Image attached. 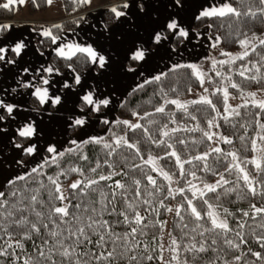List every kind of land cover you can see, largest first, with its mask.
<instances>
[{
    "label": "snow or ice",
    "instance_id": "6c2138e0",
    "mask_svg": "<svg viewBox=\"0 0 264 264\" xmlns=\"http://www.w3.org/2000/svg\"><path fill=\"white\" fill-rule=\"evenodd\" d=\"M26 2L0 0V9L11 11L15 5ZM52 2L47 0L48 4ZM79 2L91 5L93 0ZM189 6L190 0H120L104 6L97 10V15L108 13V22L98 21L99 28L95 24L90 26L96 29L97 35L91 43L67 41V36L59 31L60 24L42 27L39 32L29 28L25 35L24 31L17 33L13 24L0 23V62L21 69L19 73L7 69V73L15 76L17 84L10 91L18 93L21 99L13 97L9 102L5 96H0V264H150L152 261L158 264H240L249 254L256 261L264 262V96L258 98V92L264 89L246 91L245 84L264 83V33L257 35L253 31L249 35L241 31L242 25L264 24V0H222L220 3L203 0L186 19L181 12ZM145 18L150 23V27L144 29L146 37L141 35V22ZM193 19L210 21L209 29L227 28L228 37H232V43H238L242 51L233 54L221 50L220 56L225 59L207 58L212 66L210 71L220 78V85L210 95L201 94L197 99L182 101L178 96L169 97V92L175 93L176 88L168 87L166 91L170 73L190 70L189 75L195 77L204 93H209L205 82L213 83V76L198 63L172 62L174 56L183 58L181 47L186 51L187 44L202 35L192 28ZM120 28L125 31L117 32ZM54 30L57 31L54 33ZM32 35L47 38L56 45L51 49L55 56L71 62L66 65L70 70L67 77L54 66L30 69L8 58L9 53H14L23 60L22 54L27 55L30 50ZM129 35L135 38L123 60H117L98 39L104 36L106 40L124 43ZM206 39L212 49L222 43L220 35H207ZM44 43V40L39 41L40 46ZM36 50L39 51V46ZM253 54L258 59H248ZM156 56L160 60L167 58V71L150 72L146 76L145 66ZM237 61L247 62L233 69ZM218 66L221 69L228 66V71L217 70ZM114 67L136 81L129 95L148 85L157 86L153 95L158 96L159 101L151 111L132 109L123 100L120 102L119 106L128 110L134 121L108 119L115 89L106 90L100 85L104 74ZM77 68H86L87 72L77 71ZM234 75L241 81L237 82ZM18 89L27 91L18 92ZM229 89L237 91L243 100L241 104L229 103L230 99H236ZM7 92L8 89L0 87V93ZM218 95L222 97L223 112L212 99ZM29 96L35 97L40 106L60 105L61 108L71 100L72 115L67 118L66 130L86 137L70 139V146L62 149L57 147L58 142L48 141L44 149L47 155L31 167L23 157L35 160L40 155V149L32 141L44 138V128L42 119L38 122L28 115L24 105ZM169 105L175 106V110L169 109ZM196 105L206 107L190 111V106ZM241 109L246 111L242 114ZM209 110L213 114L206 118ZM177 112L195 124L189 126L183 120L178 121ZM93 114H96L95 120ZM158 114L165 122L153 119ZM201 119L205 120L206 127L201 125ZM221 120L234 130L232 136L240 141L238 148L232 136L220 131ZM96 123L109 125V130L113 124L121 125L123 134L113 132L107 139L87 135ZM4 125L16 127L10 132ZM236 129H243V134L238 135ZM178 133L201 135L197 139L178 136ZM91 144L101 146L105 156L103 164L109 169L95 178H89L86 171L96 174L101 168L99 159L95 166L87 169L71 165L66 159L75 157L88 162L89 154L84 149ZM220 144L232 147L225 150ZM201 145H205L206 150L188 154L186 158L182 155L190 152V146L195 149ZM9 146L13 151L5 155ZM152 146L163 148V154L154 155L150 150ZM248 152L253 153L251 158L242 155ZM137 158L140 163L134 162ZM117 159L121 161L119 171L116 170ZM165 161L173 163V168L162 163ZM64 164L69 166L63 167ZM13 165L24 171L9 176ZM248 165L253 168L249 170ZM53 166L58 171L49 175L47 170ZM71 173L81 178L65 188L61 177ZM202 174L218 178L209 183ZM229 176L233 178H226ZM158 178H162V182H158ZM181 181L183 186H180ZM186 192L191 193L190 198ZM177 196L182 197V201L175 207L165 204L166 200H176ZM232 196L236 200L259 197L262 203L261 206L250 203L248 210L238 208L233 212L225 206V201L233 203ZM157 200L159 208L154 204ZM160 208L179 217L176 226L179 231H169L167 243L163 237L167 221L149 219L153 214L158 217ZM149 228H158L161 233L153 234L150 242L145 240ZM250 240H254L261 251L248 248L247 252L235 254ZM229 253H232L230 258Z\"/></svg>",
    "mask_w": 264,
    "mask_h": 264
},
{
    "label": "trees",
    "instance_id": "16d2710c",
    "mask_svg": "<svg viewBox=\"0 0 264 264\" xmlns=\"http://www.w3.org/2000/svg\"><path fill=\"white\" fill-rule=\"evenodd\" d=\"M45 2H46V0H28L25 4V9H26L27 14L32 15L35 12L41 11L44 7ZM60 2H61L62 9H63V17L61 19H59L58 21L50 24L49 26H51L53 24H60V25H62V29L59 31L61 33H63L65 31H69V30L74 29L75 26L80 21H82L81 17H84V19L87 18V15L85 14L86 7L84 6V4L80 3L79 0H60ZM116 3H119V1ZM12 10L8 11V10L0 9V19L11 20ZM108 17H109V14L105 13L103 16H101V20H103L104 22H108ZM209 22L210 21H208V20H204L203 22H201V21H196L193 19L192 20V28L198 29V28L204 27L206 29V32L209 35H220L221 40H222L221 45L218 47V49H220V50L230 51V50H234L238 47L239 44L238 43H232V37H228L227 34H228L229 30L227 28L209 29L208 28ZM217 23H219V21ZM32 25L34 26V24H32ZM263 30H264V24H261V23H256L255 26H252L251 24H249L247 27H245L243 25L241 26V31L242 32L247 31L249 33V35H251V32H253V31L256 32V34H259ZM56 31L57 30H54V33ZM40 40L45 41L44 45H42V46L39 45ZM32 41H33L35 49L37 48V46H39V51H45L46 61L48 62V64L50 66L57 67L62 72V71H64V69L67 68L66 65L71 63L70 61H66V60H63V59L56 57L54 52L49 50L51 42L47 38H44L42 36H39V37L32 36ZM12 54L13 53H9L8 56L11 57ZM216 56H220V53H217ZM73 59H75V58H73ZM248 59L256 60V59H258V57L253 54V55H250V57ZM246 62L247 61H237L236 64L232 66V68L235 69L240 64L246 63ZM73 66H75V65H73ZM85 70H87V69L86 68L85 69L77 68V71H85ZM217 70H222V71L227 72L228 66H224L223 69H221L218 66ZM163 71H167V68L164 69ZM189 71L190 70H188V69H180L177 72L170 73L169 77L167 78L168 79V85L166 87V91L168 90V87L176 88V90H177L175 93L169 92L170 98H176L177 96L180 97L182 95H186L187 93L199 88V86H200L199 82L195 79V77H191L189 75ZM262 71H264V69H262ZM208 72H209L208 73L209 75L213 76V83H209L212 86V89L210 90V92L208 94V95H210L211 92L214 90V88L218 87V85H217L218 77H215V74L213 72H211L210 70ZM233 78L237 82L241 81V78L238 75H234ZM245 84H246V91L264 89V83L247 84V82H245ZM156 88H157L156 85H148V86H146V88L144 90H142L140 92L132 93L131 95H129L128 93L131 92L132 88L127 90L124 93V95L122 96V98L120 99V101L114 107V110H113L114 119H131L133 121L135 120L134 117L130 116V113L128 110H126L125 108H121L119 106L120 102L122 100L127 105H129L130 108H132V109H136V110L143 109V110L151 111L152 106L154 104H157L159 101V97L153 95L154 90ZM188 89H191V91H189ZM229 91L233 95L238 94L237 91L234 89H229ZM212 99L215 103H217V107L220 108L221 111L223 112L222 97L218 95V96L212 97ZM149 101H151V103H149ZM27 102L30 105L34 106L35 108L39 107V104L36 101L35 97H31V96L27 97ZM196 107L205 108L206 106H204V105L190 106V111H194V109ZM168 108L171 110H175V106H173V105H169ZM250 110L255 111V109H251V107H250ZM245 111H246L245 109H241L242 114ZM212 114L213 113H211V111L209 110L207 113H205V117L208 118ZM197 115H198V118H200L199 114H197ZM176 118L178 121L183 120V122L188 124L189 126H193L195 124L194 121H191L190 119L185 118L183 116V114L180 112H177ZM153 119H161L162 123L165 122L162 120V118L159 116V114L157 116L153 117ZM236 119H239V118H236ZM221 124H222V127H221L220 131L223 132L225 135L232 136V133L234 130L229 125L225 124L222 120H221ZM103 125L104 124L97 123L96 128H101ZM201 125L206 127L204 119H201ZM170 127H171V125H170ZM235 131L237 132L238 135L243 134V129H236ZM251 131L252 130L250 129L249 134H251ZM68 132H70V131H68ZM113 132H115L117 135H121V134H123V127L121 125L113 124V125H111V130H109V125H105L104 133L101 136H105L107 139V138H110L112 136ZM129 135H132V134L130 133ZM136 135H139V132H137ZM177 135L198 139L201 134L200 133H178ZM232 138L234 140L235 146L238 148L240 146V141L235 136H232ZM220 146L222 148H224L225 150H229L232 147V146L225 145V144H220ZM67 147H69V146H67ZM84 150H85V152H87L89 154V161L88 162L78 161L75 159V157H66V159L69 160L71 165L84 167L85 169H87V167H89V166H95L96 160L99 159L101 162V168L98 169V172L96 174H92V173L86 171V175H88L89 178H95L98 174H101V173L106 174L109 171V169L107 168V165L103 164V159H105V156L103 154L101 146L91 144V145L85 146ZM150 150L152 151V153L154 155H162L163 151H164L163 148H156L155 146H152V148ZM203 150H206L205 145H201L195 149H191V146H190V152L189 153H182V155H184L186 158V156L188 154L194 155L197 152L203 151ZM125 151L127 152L128 150H125ZM144 151H145V149L142 147V152H144ZM242 155H246L248 158H251L253 153L248 152V153H243ZM114 159H116V158H114ZM131 162L132 161H130L129 163H131ZM134 162L140 163L141 161L137 158ZM210 162H212L211 158H210ZM116 163H117L116 170L119 171L121 161L119 159H117ZM162 163H168V162L165 161ZM62 166L68 167L69 165L64 164ZM185 167L188 168L189 166L186 165ZM168 168L169 169L173 168V163H168ZM248 168H249V170H251L253 168V166L248 165ZM219 170L223 171V168H220ZM47 171H48L49 175H54L55 172L58 171V169H56L53 166L51 169H48ZM153 175H155V173H153ZM202 175L204 176V178L206 179L207 182H211L215 178V176L211 175V174H202ZM80 178L81 177L78 174L71 173L67 177L62 176L61 182H62V184H66L69 181L73 182L76 179H80ZM226 178L232 179L233 177L229 176ZM114 179H121V177H114ZM158 182H162V178H158ZM102 183H106V182H102ZM196 183H198V182H196ZM67 185H65L64 187L67 188ZM180 186H183V181H181ZM186 194L189 196V198L191 197V193L186 192ZM209 195H211V194H209ZM231 199H232L233 203L229 204V203H227V201H225V206L228 207L230 209V211H233V212H235L236 209H238V208L248 210L250 203H256L257 206H261V203H262V201L259 197L255 198V199L249 198V199H244V200H236L235 196H232ZM181 201H182V197L177 196L176 200L168 199L165 201V204L168 206H170L171 204L176 205ZM154 204L156 207L159 208L158 200L154 201ZM159 212H160V214L158 217L155 214H153L152 216L149 217V219H151L153 221H155L157 219L164 220L166 218V215L168 212H166L163 208H160ZM237 217L239 218V213H237ZM186 220H187V217H186ZM248 222L253 223L251 220H249ZM230 223H231V221H230ZM178 224H179V217H176L174 212L171 213L169 215L168 232L169 231L178 232L179 229H178V227H176ZM147 231H148V236L145 237V240L149 241V242L151 241V236L153 234H155L157 236H159L161 234L160 230L158 228H149ZM245 232L246 233L248 232L247 228L245 229ZM157 243H158V241H157ZM248 248H251L252 251H261L259 246L255 244V241L250 240V243L248 245H241L240 251L235 252V254L239 255L240 252H247ZM231 255H232V253H229V258L231 257ZM245 261H247L248 264H253V262H254V264H264V262L256 261L255 257L251 256L250 254L247 256H244L242 258L240 264H245ZM150 264H158V262L152 261V262H150Z\"/></svg>",
    "mask_w": 264,
    "mask_h": 264
},
{
    "label": "crops",
    "instance_id": "0c3cea01",
    "mask_svg": "<svg viewBox=\"0 0 264 264\" xmlns=\"http://www.w3.org/2000/svg\"><path fill=\"white\" fill-rule=\"evenodd\" d=\"M28 1V0H27ZM110 1L109 0H93V3L91 5L85 4L86 9H85V14L87 15V18L80 21L74 29L65 31L61 34H64L67 36V41H76V42H84L87 41L89 43L92 42V40L97 39L96 35V29L91 28V25H96L97 28L100 27L98 21L101 20V16L97 15V10L100 9L102 6L105 4H108ZM120 2V0H119ZM203 0H190V6L185 9L183 12H181V15L185 16L186 19H189L191 17V14L196 11L198 5L202 3ZM216 3L222 2V0H214ZM26 4V3H25ZM25 4L23 6H25ZM163 11V10H161ZM40 14H43L41 19H34L37 22V25H39L36 30L37 32L40 31L42 27H48L50 24L58 21L60 18H62L63 15V9L60 3V0H53L51 4L47 3V0L44 4V9ZM14 15L15 11L13 9L12 11V19L11 20H5V19H0V23L3 24H13L16 26V32L19 33V31H24L25 35H28V29L33 28L30 23H25L26 20L25 18L19 19V23L14 24ZM161 19H163V15H161ZM33 20V21H34ZM146 27H150V23L148 18H145L141 22V35L145 36L147 35V32L144 30ZM197 32H200L202 35L199 39L193 40L192 44H187V50L185 51L183 47H181V51L183 52V58L179 56H174L172 62L180 61V62H195L198 59H200L202 56L205 55V48L208 44V40L206 39V36L208 33L206 32V29L204 27L195 29ZM117 32H124V28H120L116 30ZM36 36V35H32ZM32 36L30 37L32 41ZM39 37V36H36ZM91 38V39H89ZM135 37L132 35H129L127 37V40L124 43H118L115 39L109 41L104 38V36H100L98 39L100 43H102L105 48L109 49L113 56L117 60H123L124 53L127 50V48L130 46L131 40L134 39ZM66 41V42H67ZM59 43V42H58ZM195 45V47L193 46ZM56 45L50 44L49 50L51 51L52 48H55ZM42 51H37L33 46L32 43L30 45V50H27V55H23V60H21L19 57H15V54L13 53L11 57L8 56L9 59H16L19 64H23L25 67H29L30 69H36L39 65H43L45 68L48 67L46 63V57L45 55H41ZM169 64V61L167 58L165 60H160L159 56L154 57L152 60L149 61V63L145 66L147 71L145 72V75L147 76L150 72L155 74L156 72L163 71L164 69L167 68ZM0 68L3 69V71H0V87L8 89V91L13 88L17 87V84L15 82V76L12 74L7 73V69L12 68L14 72L19 73L21 69L19 67H14L13 65H6L4 66L2 62H0ZM70 70L66 68L63 73L65 76L69 75ZM84 72H87L85 70ZM57 77V76H56ZM92 80H89V83H92ZM136 81L131 77L130 74L124 75L122 72H118L116 68L114 67L113 69H110L108 73H105L103 78L101 79V88L106 89V90H111L115 89V97H114V104L111 105L110 107L116 106V104L120 101L126 90H128L129 86H134ZM19 90V89H18ZM51 91V90H50ZM18 94V93H17ZM123 94V95H122ZM16 97H15V96ZM0 96H5L9 102H12V98L14 97L15 99L19 100L21 97L19 95H16V93H11L9 94L8 92L5 93H0ZM26 99V98H25ZM68 104H72L71 100H69ZM67 104V105H68ZM67 105L64 108H61L59 105V112L60 114H64V111L70 110V107L68 108ZM26 107L27 104L25 103ZM30 109V108H29ZM72 109V107H71ZM58 110V109H57ZM66 113V112H65ZM45 116V115H44ZM38 117L36 115L35 117H31L32 119L37 120L38 122L42 119L43 120V139H38V143L36 144H41L40 146H45L47 147V142L51 139L46 135V129L48 127H52L53 123L56 122L58 124V121H60V118H55L54 120L52 119H47L48 117ZM52 117V116H51ZM66 120V119H65ZM51 121V122H49ZM15 126L11 125L9 126V131L11 132V129L14 128ZM51 135H53L52 132H50ZM59 135V134H58ZM61 135V132H60ZM62 136V135H61ZM59 144V142H58ZM39 146V145H38ZM13 150H11L12 153ZM10 154L9 151H6L5 155ZM38 157V156H36ZM10 159V156H9ZM7 162V161H5ZM23 169H17L15 165L12 166L11 172L8 173L9 176L16 174L17 172H22ZM24 171V170H23ZM2 178V177H0Z\"/></svg>",
    "mask_w": 264,
    "mask_h": 264
},
{
    "label": "rangeland",
    "instance_id": "374dc122",
    "mask_svg": "<svg viewBox=\"0 0 264 264\" xmlns=\"http://www.w3.org/2000/svg\"><path fill=\"white\" fill-rule=\"evenodd\" d=\"M110 2L108 3V4H105L104 6H110L112 3H116V2H118L119 0H109ZM61 3V2H60ZM84 6H85V4H84ZM104 6H102V7H104ZM86 7V6H85ZM101 7V8H102ZM13 9H14V11H15V15H14V24H17V23H19V19H23V18H25L26 20H28V21H26L25 23H30V25L33 27V28H37L39 25H37V22H36V20H34V19H41L42 18V16H43V14H40V12H42L43 11V9H44V7H43V9L41 10V11H39V12H35L34 14H32V15H29V14H27V12H26V9H25V6H23V5H15L14 7H13ZM13 11V10H12ZM82 13V12H81ZM62 17H63V15H62ZM13 18V17H12ZM11 18V19H12ZM61 19V18H60ZM34 20V21H33ZM32 24H34V26L32 25ZM262 33H264V30L261 32V33H259V34H257V35H261ZM209 35V34H208ZM32 46L34 47V44H33V41H32ZM35 48V47H34ZM205 50H206V52H205V55L204 56H202L200 59H198L197 61H195V62H192V63H198L200 66H202V68H203V70L205 71V72H207V73H209L208 71L211 69V63H210V60L209 59H207V58H215V59H225V57H222V56H216V54L217 53H220V49H218V48H216V49H212L211 47H210V42L208 41V44H207V46H206V48H205ZM240 51H242V49H241V47H240V45H238V47L236 48V49H234V50H230V51H228V52H231V53H233V54H236V53H239ZM42 53L45 55V57H46V54H45V51H42ZM46 63H47V66H50L49 64H48V62L46 61ZM40 66L41 65H39L38 67H36V68H40ZM65 70V69H64ZM63 72V71H62ZM214 73V72H213ZM33 75H35V72L33 71ZM44 75L47 77V73H44ZM67 77V76H66ZM54 79H60V77L59 76H54L53 77ZM217 85L219 86L220 85V78H218V82H217ZM37 86H40L39 84L37 85ZM59 87V86H58ZM133 86H129L128 88L130 89V88H132ZM204 87H207L208 89H209V92H210V90L212 89V86H211V84H209L207 81L205 82V85H204ZM128 89V90H129ZM19 91H27L26 89H19L18 90V92ZM127 91V90H126ZM249 91H257V90H249ZM8 93L9 94H11L12 92L9 90L8 91ZM201 94H205V95H208L209 93H204L203 92V88L201 87V86H199V88L198 89H196V90H193V91H191V92H189V93H187L186 95H182V96H180L179 98L182 100V101H187V100H192V99H197ZM16 95H18L17 93H16ZM15 96V95H14ZM234 96H236V99H230L229 100V103L230 104H232L233 106H235V105H237V104H241L242 102H243V100H242V98L239 96V94H236V95H234ZM261 96H264V92H258V98H260ZM16 97V96H15ZM38 102V101H37ZM26 104H27V106L28 107H26L25 106V108H27L28 109V115H30L31 117H35L36 115H38V117H42L43 118V116L44 117H48L47 119H52V120H54L55 118H60V121H58V124H56V122L55 123H53V126L52 127H48L47 129H46V135L48 136V137H50L51 139L49 140V141H52V142H59V144L57 143V147L58 148H64V147H67V146H70L69 145V140L70 139H83V138H86V137H84V136H80V137H78L74 132H72V131H70V132H68L67 130H66V122H67V118L69 117V116H71L72 115V113H71V107H72V104H68L67 105V107L69 108L70 107V110H68V112L67 111H64V114H60V112H59V105H57V106H55V107H51V106H49V105H44V106H40L39 105V107H34V106H32V105H30L28 102H27V97H26ZM115 107V106H114ZM114 107H112V111L111 112H109V114H108V119L111 121V120H115L114 119V116H113V110H114ZM30 108V109H29ZM32 109H36V111H32ZM45 109H47L48 111L47 112H45ZM58 109V110H57ZM103 111H108V110H106V109H104ZM48 112H50L51 113V116H49L48 115ZM66 112V113H65ZM66 119V120H65ZM92 119L93 120H95L96 119V114H93L92 115ZM49 122H51V121H49ZM97 124V123H96ZM96 124H95V126L93 127V128H91V129H89L88 131H87V135H92V136H96V135H102L103 133H104V130H105V125H103L101 128H96ZM5 127H9V125H4ZM13 126H15L16 127V125H13ZM50 132H52L53 133V135H51V133ZM60 132H61V135H60ZM59 134V135H58ZM39 138H33V143H38V140ZM39 145V146H38ZM37 146H38V148L40 149V155H38V157H35V160H33L31 157H23L26 161H29L30 163H29V167H31V166H34L36 163H38L41 159H42V157L43 156H45V155H47V153L44 151V149H45V146H40L41 144H38ZM214 146V145H213ZM11 150H12V148L9 146L8 148H7V150L6 151H9V153H11ZM17 158H20V156H17ZM16 167V166H15ZM17 168V167H16ZM17 169H19V168H17ZM23 171V170H22ZM218 177H216L215 176V178L213 179V181H211V182H209V183H212V182H214L216 179H217ZM71 181H69V182H67L66 184H63V186H65V185H67V184H69ZM170 206H172V207H174L175 205L174 204H171ZM171 213H167V215H166V218L164 219V221H167V224H166V226H165V229H164V232H163V237H164V242L165 243H167V241H168V223H169V215H170ZM161 235V234H160ZM159 242V241H158ZM165 256L167 257L168 256V253L166 252L165 253Z\"/></svg>",
    "mask_w": 264,
    "mask_h": 264
}]
</instances>
